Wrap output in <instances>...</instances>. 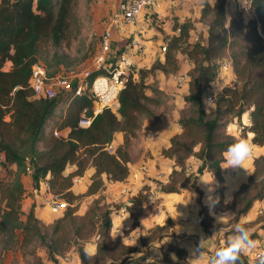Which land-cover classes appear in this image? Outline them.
Here are the masks:
<instances>
[{"label": "trees", "instance_id": "16d2710c", "mask_svg": "<svg viewBox=\"0 0 264 264\" xmlns=\"http://www.w3.org/2000/svg\"><path fill=\"white\" fill-rule=\"evenodd\" d=\"M77 2L0 0V155L3 158L0 162V252L19 250L26 264L47 261L56 264L74 245L79 264H154L149 253L139 258L138 247L111 239V210L99 197V191L107 181L120 183L127 179L131 141L145 122L155 123L159 119L155 108L160 105L164 91L156 84V76L176 73L184 58L189 69L186 91L181 96L182 107L175 121L179 130L158 152L172 163L166 183L159 185V192L164 195L183 190L194 192L196 224L205 236L214 228L213 214L231 211L235 218L243 217L253 204L264 198V154L252 158L245 182L231 193L229 203L220 198L225 188L221 166L228 146L246 138V133H254L250 137L252 143L264 150V0L249 1L253 16L247 18L237 13L225 18V0L203 2L196 19L179 22L172 17L173 33L161 37L162 59H154L148 66L131 65L114 108L103 107L94 116L93 97L87 87L79 95L71 88L53 97H35L29 87L32 64L41 63L46 76H53L72 70L87 58L94 35L90 34L84 43L79 32L83 21L90 28L91 17L84 14L78 20L74 16ZM194 22L203 24L206 31L204 36L191 41ZM71 40L76 46L70 55L63 47H68ZM124 46L114 51L110 62L114 63ZM225 55L236 83L223 84L218 91L209 92L214 108L207 112L203 99L216 79L218 60ZM104 74L103 68L91 69L85 79L90 83L94 77ZM81 114L92 116L87 126H78ZM243 116H247L251 126L241 123ZM232 121L239 127L237 137L226 131ZM53 131L57 132L56 136ZM117 133L121 141L114 145L112 152H107L105 145ZM189 158L196 162L194 170L189 168ZM26 167L34 191L45 182L51 194L67 203L47 227L36 216L34 202L25 212L21 210L26 191L21 175L26 174ZM87 168L92 173L83 193L76 194L71 189L72 178L83 176ZM204 173L214 178L219 194L218 199L207 204L201 202L198 183ZM81 197H89L90 201L79 215L75 207ZM128 213L133 226H137L131 209ZM256 221V228L264 231V218ZM231 234L233 231L227 230L223 237ZM91 236L96 241L93 253L89 254L79 242ZM256 238L253 231V239ZM204 241L207 243L202 244V249L211 252L208 239ZM226 241L223 239L217 244L215 251ZM36 247L42 249L44 259L36 254ZM256 249L264 252V242ZM186 255L182 245L167 242L160 250V262L179 264L177 260ZM243 260L244 264H251L246 256ZM252 264H256L255 258Z\"/></svg>", "mask_w": 264, "mask_h": 264}, {"label": "rangeland", "instance_id": "374dc122", "mask_svg": "<svg viewBox=\"0 0 264 264\" xmlns=\"http://www.w3.org/2000/svg\"><path fill=\"white\" fill-rule=\"evenodd\" d=\"M97 2V0H78L77 4L73 8V14L77 17L78 20L82 19L84 14L90 15V9L92 3ZM203 2H212L211 0H198L195 2L193 8L189 11L190 17L189 19H196L198 17L199 9L202 6ZM144 15L148 16L149 21L151 23V27L154 30L161 32V37L164 32L171 28V23H167L164 25V21L160 20L161 18H156V13H150L149 11L147 14L143 13ZM144 17V16H143ZM173 16L170 14L168 16L169 21ZM138 21V20H137ZM85 21H83L82 28L80 29L79 36L84 39V43L88 41V37L94 35L91 27L89 25L86 26ZM88 24V23H87ZM86 26V27H85ZM206 31V27L199 23L194 22L193 29L190 32V40L194 41L197 39L199 35L204 36ZM142 40L146 41L152 37L145 36L143 33L137 34ZM129 39L128 32L122 34L120 39L113 42L111 47V52L107 54L106 60L111 59L112 53L119 47L124 46L126 41ZM94 39L91 42V47L88 52L87 58L82 61L80 64L75 66L70 71H61L60 74L62 75H70V84L77 83L79 78V73L82 70H91L95 69L94 64L89 57L94 45ZM152 42H155L153 39ZM162 43L160 41H156L155 44V54L153 56L145 57L144 61L138 62L136 66H148L154 59H162L163 51L160 49V45ZM75 41L71 40L68 47H63V50L68 52L70 55L73 53L75 49ZM229 60L228 56L225 55L223 58L218 60V68H217V75L216 79L218 80L219 84L222 86L223 84L228 85H235V81L230 82V79L233 78L232 74L229 72L228 76L230 78L225 77L222 71H219V62L221 60ZM184 58L181 59L179 69L176 73L172 75H168L162 78V89L164 91V96L162 97L160 105L155 108L156 114L159 116V119L156 123H144V128L149 130L151 126L157 124L160 128H167L168 125L174 122V113L178 112V110L182 107L181 96L183 94L182 87H178L176 85V77L179 73L186 72L189 69V64L184 63ZM227 76V75H226ZM148 82L151 80L148 79ZM160 79H156V84L159 85ZM210 87V86H209ZM208 87V88H209ZM206 103L204 107H206ZM114 108V105H112ZM244 121L248 122L247 116H243L242 118ZM242 123V120H241ZM249 123V122H248ZM243 124V123H242ZM245 125V124H244ZM236 131L237 136L239 135V127L232 121L231 124L228 125L226 131L228 133ZM143 132H138L135 139H133L128 147V154L130 162L127 163V167L129 169V175L127 179L123 182V185L116 186L113 182H105L102 188L99 191V197L108 204L111 213V229H110V237L111 239H120L123 243H126L131 246H136L140 249L141 253L137 254V257L142 258L143 254L149 253L153 258L154 264H162L160 262V250L162 246L167 243L174 241L182 245L186 251L187 255L185 258L178 259L179 264H201L202 262L206 261L209 258V254H213L215 252V248L217 244H221L223 239L228 240L231 235L223 237V233L227 230L233 231L234 225L237 222H244L248 228L256 232L257 238L255 240L259 241V246L261 243L264 242V231L261 229L256 228L257 226V219L264 218V198L255 204H253L251 210L243 217L235 218L231 211H226L225 219L222 223L218 224L216 222V217L222 213L213 214V223L214 228L210 230L208 236H205L201 232H198L199 229L196 228L195 225V216L197 212V204H196V194L192 191L190 197L185 196L186 194L183 191L179 192L180 198H175L179 195H164L159 192V185L164 184L167 181V176L172 166V163L162 159L159 156V143L153 146V148H148L146 146H142L141 142L144 140L142 138ZM235 133V132H234ZM248 134L246 133V139ZM115 139V135L113 137ZM112 139V140H113ZM143 139V140H142ZM113 145L116 143L114 141ZM157 149V150H156ZM264 154L263 148L260 147L253 149V155L249 158L248 162L245 164V168L247 170L249 163L251 164V160L253 157L260 154ZM188 165L191 170H194L195 167V160L192 158L188 159ZM223 166V165H222ZM224 173H229V168L226 169ZM240 172H244L243 169H238ZM210 176V175H209ZM207 173L202 174L199 179L198 183L201 185V192L202 198L201 202L203 204H207L211 201L216 200L219 198V194L216 190V181L212 176L209 177ZM234 177V176H233ZM236 179V177H235ZM213 181V182H212ZM237 181V180H236ZM231 186L233 187L235 182H231ZM84 185L81 182L72 185L71 189L76 194H82L84 191ZM125 187V188H124ZM228 187H230L228 185ZM125 189V190H124ZM127 189V190H126ZM229 189V188H228ZM183 193V194H181ZM223 193V192H222ZM226 190L224 195L221 194L220 198L224 201L226 200ZM230 195V194H228ZM29 194H25L22 199V203L28 201L27 197ZM224 196V198H223ZM170 197H173L171 199ZM137 203H134L136 202ZM89 197H81L76 202V213L82 214L86 205L89 203ZM40 208L37 212V217L41 224L44 226H49L52 220L59 216L60 214H51L48 207L45 206L43 203L39 204ZM131 209L132 215L135 216L137 219V226H133L132 219L129 216L128 210ZM224 213V212H223ZM168 221V224H167ZM186 228H183V225H186ZM158 226L159 228H156ZM184 229V230H183ZM198 229V230H197ZM201 238H207L209 241V250L211 252L205 251V249H201L200 254L197 252L199 259L194 258L193 262L189 258L192 255L193 251L196 249L199 241ZM96 237L91 236L84 241L79 242L85 252L93 253L94 246H95ZM135 241V244L133 242ZM203 240V244H206ZM141 244V245H140ZM258 246V247H259ZM37 255L44 259V255L42 249L40 247L34 248ZM189 257V258H188ZM249 263L254 262V258L251 255H246ZM0 264H26L21 253L19 250L14 251H6L0 252ZM45 264H51L50 262H46ZM56 264H79L77 260L75 246H71L68 251L61 257L58 258Z\"/></svg>", "mask_w": 264, "mask_h": 264}, {"label": "built area", "instance_id": "2783aa9c", "mask_svg": "<svg viewBox=\"0 0 264 264\" xmlns=\"http://www.w3.org/2000/svg\"><path fill=\"white\" fill-rule=\"evenodd\" d=\"M160 1L165 2L168 0H116L113 11L106 19L105 28L99 39L98 54L93 61L94 68H103L105 74L94 77L90 83H87L85 77L88 75L89 70H81L78 82L70 84V75H62L59 73L53 76H46L43 65L36 62L31 65L29 78V87L32 90L33 95L35 97H53L56 93L60 91H69L71 88L75 95H79L87 87L93 97V105L91 108L92 116L96 115L103 107H111L114 105L117 93L123 88L129 69L131 65H133V57L139 58L145 56L146 45L145 41L136 33H132L126 44V50L119 54L114 63L109 61L105 64V56L111 52L112 47L111 28L115 27L124 30L126 26L132 25L145 9L153 8ZM211 1L214 2L216 0ZM249 1L250 0H234V11L244 18L253 16ZM160 49L164 51L163 44L160 45ZM219 71H222L225 77L230 78V76H228L230 72V62L228 59L219 62ZM186 81V72L177 75L176 85L178 87L185 86ZM232 81L234 82L231 78L230 82ZM208 93L209 91L207 90L203 99V102L206 104L211 103V98ZM92 116L85 117L81 114L77 123L78 126H87L90 123ZM53 135L56 136L57 132L53 131ZM113 148L114 145L112 141L104 147L107 152H112ZM2 160L3 158L0 155V162ZM25 170L26 174H28L29 169L26 167ZM235 172V169L229 168V173L231 175H234ZM79 178L80 177H73L72 185L77 184ZM39 187H42L43 190L41 193V203L48 207L51 214H59L67 204L65 200L51 194L48 191L45 182H41ZM261 252V250L255 249L250 252L249 255L256 259L257 254Z\"/></svg>", "mask_w": 264, "mask_h": 264}, {"label": "crops", "instance_id": "0c3cea01", "mask_svg": "<svg viewBox=\"0 0 264 264\" xmlns=\"http://www.w3.org/2000/svg\"><path fill=\"white\" fill-rule=\"evenodd\" d=\"M233 1L234 0H225V7H224L225 18H228V17L236 14V11H234V8H233ZM115 2H116V0H97V2H94L91 5V9H90L91 26H92V31L95 35L93 49H92L91 53L89 54V57L91 58L92 63L98 54L100 35L105 28L106 19L108 18V16L111 14V12L113 11V9L115 7ZM195 2H198V0H168L165 2H162V1L158 2L153 8L145 9L137 17V19L134 21V23L132 25L126 26V28L124 30H120V29L115 28V27L111 28L112 44H113V42L120 39V36L122 34H125L127 32L129 34V36L132 33H136V34L143 33V34H145V36H147V34H149L148 36L152 37L150 39H153L155 42H152V40H150V39L146 40L145 41V45H146L145 56L139 57V58L133 57V59H132L133 64H136L137 63L136 61H138V62L142 61L143 62L144 59H146L145 57L147 56V54L149 56H153L155 54L156 41L161 42V32L154 30L151 27V23L149 21L148 16L144 15L143 13L147 14L148 11L150 13H156V15H155L156 18H161L160 20L164 21V25H167V23H171V21L167 20L168 16L170 14L173 17H175L179 22L183 21L186 18H189L190 17L189 11L193 8ZM171 33H173L171 31V28L167 29L164 32V34H171ZM124 50H126V45L123 48V51ZM112 55H114V52L112 53ZM106 58H107V55L105 56V64L110 61V59L106 60ZM111 58H112V56H111ZM184 63L187 64L186 60H184ZM162 78H164L162 75L157 74L156 79H160V81L158 82L159 83L158 87L160 89H162V85H161V82H162L161 79ZM183 87H182L183 88L182 92L185 93L186 86H183ZM220 87H221V85L219 84L218 80H215L213 83L210 84V87L207 90L209 92L214 93V92L218 91L220 89ZM213 108H214V106L212 103L207 104L205 107L207 112L213 110ZM177 116H178V114H177V112H175L174 118H173L174 122L172 124L168 125L167 128L166 127L165 128H161V127L159 128L157 124H154L153 126H151L149 128V130L143 128L140 131V132H143L142 138H144V140L142 139L143 141L141 142V145L152 149L153 146L158 142L159 146L157 147V149L166 146L168 138L171 135H173L174 133L178 132V130H179V127L175 122ZM241 120H242L243 124H245V125L248 124L247 119H246V121H244L243 119H241ZM234 132H232V135L237 137L235 130H234ZM247 134H248L247 138H250L251 133H247ZM113 141L115 143H119L121 141V135L119 133L115 134V139H113ZM158 143H157V145H158ZM254 148H258V150H260V147L254 146ZM260 154H262V153L260 152ZM226 157H227V153H225V160H226ZM162 159H164V158H162ZM165 160H167V159H165ZM167 161H169V160H167ZM169 162H171V161H169ZM222 165L225 168L228 166L225 161ZM223 166H221V176H222L223 184H224L225 188L223 190L222 195H224L226 190L228 191V194L231 195V193L238 187V185L240 183L245 182L246 177L248 176V174L250 172L251 164L249 163L247 170L244 172H240V171H238V169H235V171H236L235 174L231 175V176L229 174H226L227 170L224 173L225 170L223 169ZM70 169H71V167L68 168V170H70ZM226 169H228V168H226ZM91 173H92V169L87 168L85 170L83 176H80V178H79V182H81L82 185H84L83 186L84 188H85V185L87 183V178ZM208 176H209V174H208ZM235 177H236V179H235ZM21 181H22L23 186L25 187V190H26L25 194H29V196L27 197L28 201L25 203V205L21 202V210L25 212L27 210L29 204L31 202H34V204H35L34 211H35V214L37 216V214H38L37 212H39L38 209L40 208L39 204L42 201V194H41L43 192L42 187H39L37 191H34L30 187V177L28 174L21 175ZM231 182H235L233 187L231 186V184H232ZM113 184H115L116 186H118L119 184L124 186V183L114 182ZM228 185L230 187H228ZM183 193L186 194L185 196L190 197L191 192L189 190H185V191H183ZM183 193H181V194H183ZM165 195H179V194L178 193H170V194H165ZM180 196H182V195H179L175 198H180ZM170 198L173 199V197H170ZM223 198H224V196H223ZM223 201H224V199H223ZM195 219H196V216H195ZM195 225L197 226L196 220H195ZM183 226H184L183 228H186L187 224L183 225ZM196 228H198V227H196ZM198 232H201L200 229ZM91 252L89 254H91ZM190 256H191V258H189V257L188 258L190 260H192L193 262H195L194 258L199 259L198 256H192V255H190ZM205 262L206 261L202 262L201 264H205Z\"/></svg>", "mask_w": 264, "mask_h": 264}, {"label": "clouds", "instance_id": "9594fccd", "mask_svg": "<svg viewBox=\"0 0 264 264\" xmlns=\"http://www.w3.org/2000/svg\"><path fill=\"white\" fill-rule=\"evenodd\" d=\"M251 126V121L249 122ZM254 133L250 136L254 137ZM254 144L251 138H241L231 144L226 149L227 157L226 168L243 169L246 171L245 164L253 155ZM225 203H229L231 196L226 193ZM226 212L216 217L218 224L225 219ZM201 238L192 256H198L202 249L203 240ZM135 244V241L133 242ZM259 246V241L253 239V231L244 222H237L233 228V235L228 238L223 247L216 249L213 256L209 258L208 264H244L243 257L255 250ZM199 253L198 255L196 253ZM175 259V257H172ZM256 264H264V252L257 254Z\"/></svg>", "mask_w": 264, "mask_h": 264}]
</instances>
